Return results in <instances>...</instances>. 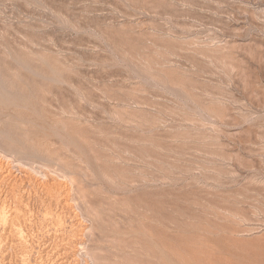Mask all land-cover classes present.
<instances>
[{
  "label": "rangeland",
  "instance_id": "rangeland-1",
  "mask_svg": "<svg viewBox=\"0 0 264 264\" xmlns=\"http://www.w3.org/2000/svg\"><path fill=\"white\" fill-rule=\"evenodd\" d=\"M83 262L264 264V0H0V264Z\"/></svg>",
  "mask_w": 264,
  "mask_h": 264
},
{
  "label": "bare ground",
  "instance_id": "bare-ground-1",
  "mask_svg": "<svg viewBox=\"0 0 264 264\" xmlns=\"http://www.w3.org/2000/svg\"><path fill=\"white\" fill-rule=\"evenodd\" d=\"M72 203V202H71ZM75 204V203H74ZM78 205V204H77ZM76 206V205H75ZM74 206V207H75ZM67 207V206H66ZM67 209V208H66ZM68 209H69V207H68ZM75 209V208H74ZM79 209V208H78ZM70 210V209H69ZM80 210H81V208H80ZM79 212V211H78ZM83 214V213H82ZM6 215V214H5ZM83 216V215H82ZM83 217H85V216H83ZM81 218V217H80ZM80 218H78V219H80ZM82 220V219H81ZM84 220H85V218H84ZM7 221V220H6ZM74 221V220H73ZM84 222V221H83ZM86 222H87V220H86ZM78 224V223H77ZM80 224V223H79ZM82 225V224H81ZM76 226V225H75ZM24 233V232H23ZM68 237V236H67ZM83 237H84V235H83ZM81 238V237H80ZM24 239V238H23ZM85 239V238H84ZM26 240V239H25ZM65 240H67V239H65ZM71 240V239H70ZM78 240H80V239H78ZM69 241V240H68ZM75 242V241H74ZM84 245V244H83ZM30 247V246H29ZM75 247V246H74ZM80 248V247H79ZM83 249H84V247H83ZM29 250V249H28ZM31 250V249H30ZM82 250V249H81ZM85 250V249H84ZM78 251V250H77ZM89 251V250H88ZM82 252V251H81ZM68 253V252H67ZM84 254V253H83ZM87 254V253H86ZM63 255H65V254H63ZM90 256V255H89ZM61 257V256H60ZM63 257V256H62ZM85 257H87V256H85ZM13 258V257H12ZM39 258H41V257H39ZM43 258V257H42ZM84 258V257H83ZM91 258V257H90ZM80 259H82V258H80ZM94 259V258H93ZM17 260V259H16ZM76 260V259H75ZM38 262V261H37ZM63 262V261H62ZM7 264V263H6ZM62 264V263H61ZM64 264V263H63ZM83 264H84V262H83Z\"/></svg>",
  "mask_w": 264,
  "mask_h": 264
}]
</instances>
